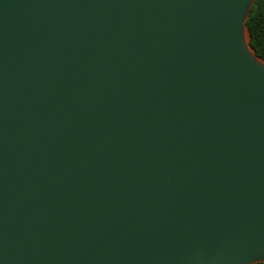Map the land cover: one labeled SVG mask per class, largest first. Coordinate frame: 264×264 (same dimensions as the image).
I'll use <instances>...</instances> for the list:
<instances>
[{
    "label": "water",
    "instance_id": "95a60500",
    "mask_svg": "<svg viewBox=\"0 0 264 264\" xmlns=\"http://www.w3.org/2000/svg\"><path fill=\"white\" fill-rule=\"evenodd\" d=\"M255 0H0V264L264 263Z\"/></svg>",
    "mask_w": 264,
    "mask_h": 264
},
{
    "label": "trees",
    "instance_id": "16d2710c",
    "mask_svg": "<svg viewBox=\"0 0 264 264\" xmlns=\"http://www.w3.org/2000/svg\"><path fill=\"white\" fill-rule=\"evenodd\" d=\"M245 27L249 34L251 48L255 55L264 61V0L254 1Z\"/></svg>",
    "mask_w": 264,
    "mask_h": 264
}]
</instances>
